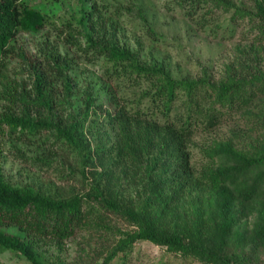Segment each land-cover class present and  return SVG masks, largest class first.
Listing matches in <instances>:
<instances>
[{
    "label": "trees",
    "instance_id": "1",
    "mask_svg": "<svg viewBox=\"0 0 264 264\" xmlns=\"http://www.w3.org/2000/svg\"><path fill=\"white\" fill-rule=\"evenodd\" d=\"M252 1L247 9L230 0H175L203 27L213 7L231 12L235 23L247 21L255 36L215 81L207 72L176 78L164 61L143 59L120 41L118 23L94 0L70 8L71 19L57 28L64 45L46 40L31 48L22 36L53 24L47 7L0 0V131L8 128L17 142L52 133L79 159L89 186L61 196L14 185L0 163V255L47 264L38 240L62 244L82 230L114 229L113 220L126 229H115L120 238L95 264L128 257L141 242L202 264H238L226 247L251 217L247 241L264 247V0ZM139 15L147 21L141 8ZM149 34L156 32L149 27ZM78 58L100 62L101 75L81 84ZM13 64L19 67L10 73ZM235 116L247 121L245 129L203 149L210 162L198 169L191 151L197 134Z\"/></svg>",
    "mask_w": 264,
    "mask_h": 264
},
{
    "label": "rangeland",
    "instance_id": "2",
    "mask_svg": "<svg viewBox=\"0 0 264 264\" xmlns=\"http://www.w3.org/2000/svg\"><path fill=\"white\" fill-rule=\"evenodd\" d=\"M26 1L31 6H46L53 24L48 25L37 35H23L22 44L27 46L30 44L31 48H36L43 41L51 40L59 46L64 45L56 40L57 34H60L57 28L62 22L71 19L70 8L77 5V0H63L59 6L50 4L48 0ZM94 1L100 5L106 18L110 17L118 23L122 43L139 50L143 59L147 61L155 59L164 61L176 78L198 79L207 72L212 80L218 81L225 75L226 66L234 60L238 48L251 45L255 38L247 21L235 23L231 19V12L224 13L213 7L210 8L212 14H206L208 26L203 27L195 20L188 19L185 12L176 6L175 0ZM230 1L239 7L254 8L252 0ZM140 8L147 21H143L139 15ZM206 12L203 10L201 17ZM149 27L154 29L155 36L149 34ZM69 52L73 54L75 51ZM75 57L78 55L75 54ZM76 60L77 80L81 84L85 83L86 77L93 82L101 75L100 62L87 64L80 58ZM16 67L19 65L13 64L10 73H13V68ZM1 81L0 79V91ZM246 125L247 121L244 118L235 116L210 133L197 134L191 147L195 166L200 169L203 164L210 162L203 149H213L217 143L228 141L235 129H245ZM8 131V128H5V134L0 131V163L9 182L18 186L35 185L46 192L61 196L89 190L88 182L79 172V159L63 145L55 144L56 139L52 133L43 132L30 142H17V138L12 137ZM13 144H17L23 155L12 148ZM254 223V217L244 220L240 230L241 237L232 240L226 247V254L232 261L239 258L238 264H264V247L247 241L250 240ZM112 225L114 229L99 232L79 231L62 244L38 240V251L47 264H95L101 261L102 253L120 238L115 229L117 227L126 229L124 223L117 220H113ZM12 231L16 233V230ZM244 235L247 237L246 240L243 239ZM106 255L107 253L104 254ZM0 263L31 264L25 258L11 252L0 255ZM112 264L202 263L171 254L166 248L150 242H141L135 245L128 257L120 255Z\"/></svg>",
    "mask_w": 264,
    "mask_h": 264
}]
</instances>
